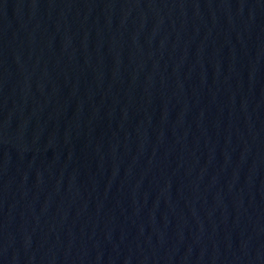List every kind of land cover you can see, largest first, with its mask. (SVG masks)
<instances>
[{"label": "water", "instance_id": "95a60500", "mask_svg": "<svg viewBox=\"0 0 264 264\" xmlns=\"http://www.w3.org/2000/svg\"><path fill=\"white\" fill-rule=\"evenodd\" d=\"M0 264H264V0H0Z\"/></svg>", "mask_w": 264, "mask_h": 264}]
</instances>
